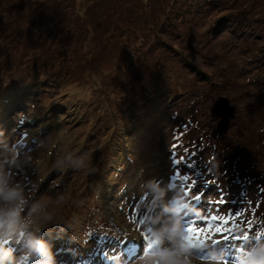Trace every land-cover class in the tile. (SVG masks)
I'll return each instance as SVG.
<instances>
[{
  "label": "rangeland",
  "instance_id": "rangeland-1",
  "mask_svg": "<svg viewBox=\"0 0 264 264\" xmlns=\"http://www.w3.org/2000/svg\"><path fill=\"white\" fill-rule=\"evenodd\" d=\"M49 1L0 0V178L22 193L25 233L6 245L13 264L46 259L21 250L29 233L48 246L51 264L80 247L74 264H89L108 231L127 239L118 258L140 264L174 247L154 233L190 204L207 210L216 199L211 218L264 209V189H253L264 185V0ZM41 24L54 35L32 30ZM220 96L235 108L225 133L211 114ZM177 168L195 181L191 192ZM192 216L176 218L189 227ZM182 229L186 244L201 239L195 251L220 247L201 260L187 244L190 264L236 257L213 230ZM131 239L142 257H130Z\"/></svg>",
  "mask_w": 264,
  "mask_h": 264
},
{
  "label": "clouds",
  "instance_id": "clouds-1",
  "mask_svg": "<svg viewBox=\"0 0 264 264\" xmlns=\"http://www.w3.org/2000/svg\"><path fill=\"white\" fill-rule=\"evenodd\" d=\"M23 203L22 193L16 187L10 186L7 179L0 178V264H13L12 251L6 245L10 243L13 235L23 237L25 235L21 222V204ZM36 211L35 208L32 209ZM170 212L177 209L170 208ZM183 231L180 221L173 222L170 226H166L154 235L157 239L166 236L169 240L174 241V247L171 249L159 250L155 253H149L142 257L143 264H153V261H159L165 264L162 258L168 257L179 261V264H190L188 258V246L182 240L180 233ZM27 247L37 256L46 257L41 264H51V254L48 246L39 238L33 237L30 233L27 238ZM238 264H264V246L254 247L247 251L238 261Z\"/></svg>",
  "mask_w": 264,
  "mask_h": 264
},
{
  "label": "trees",
  "instance_id": "trees-1",
  "mask_svg": "<svg viewBox=\"0 0 264 264\" xmlns=\"http://www.w3.org/2000/svg\"><path fill=\"white\" fill-rule=\"evenodd\" d=\"M54 0H50L49 2H53ZM2 24H3V22H2ZM56 25H58V24H55V27H56ZM1 29H2V25H0V31H1ZM42 29V30H41ZM32 30H36V31H38V30H41L42 32H46L47 34H49V35H54L53 33H51L50 31L52 30L51 29V26L49 25H46V24H44V27H43V24H41L40 26H38V29H32ZM66 31H68V29L66 30ZM38 35V34H37ZM27 38V37H26ZM45 40V39H44ZM46 41V40H45ZM39 43L38 42H36V45H38ZM37 53V52H36ZM37 55H39V54H37ZM68 57H70V55H68ZM254 84V83H253ZM259 88H260V90L261 91H259L258 92V94H263V92L262 91H264V87H262V86H259ZM40 133V132H39ZM223 152H228L229 151V147H223ZM228 155V154H227ZM225 158H223V159H221V160H217V162L219 163V162H221L222 160H225V161H233V160H235L236 158H234V155L233 156H230V158H229V156H224ZM132 157L130 156V155H128V154H124V159H122V160H124L125 162H127V161H131L132 159H131ZM113 169H114V171L115 172H117V173H119V172H125V170L126 169H124V170H122L121 169V164H116V165H114L113 166ZM239 185H242V187L241 188H239L240 189V191H242V194H245V192H248L249 190H247L248 188H245L244 187V183H240ZM263 186L264 185H262V184H260V186L258 185V187H257V185H256V188L253 186V189L257 192V188H261L262 187V190L264 189L263 188ZM237 191H239V190H237ZM256 192H255V194H256ZM219 202L220 201H218L217 203L219 204ZM247 209L244 211V212H242V213H245L244 215H245V218L244 219H241V221L239 222L243 227H264V209L262 208V206H261V204H259V203H254L253 205H252V207H250L249 205H247ZM260 240L262 241V240H264V237L263 236H261L260 235Z\"/></svg>",
  "mask_w": 264,
  "mask_h": 264
},
{
  "label": "water",
  "instance_id": "water-1",
  "mask_svg": "<svg viewBox=\"0 0 264 264\" xmlns=\"http://www.w3.org/2000/svg\"><path fill=\"white\" fill-rule=\"evenodd\" d=\"M234 106L229 105L228 99L220 96L213 103L211 108V114L218 118L216 127L217 129L225 133L230 126V121L234 117Z\"/></svg>",
  "mask_w": 264,
  "mask_h": 264
},
{
  "label": "snow or ice",
  "instance_id": "snow-or-ice-1",
  "mask_svg": "<svg viewBox=\"0 0 264 264\" xmlns=\"http://www.w3.org/2000/svg\"><path fill=\"white\" fill-rule=\"evenodd\" d=\"M174 163L177 164V165H180V164L185 163V161H184L183 159H181V158H176V159L174 160ZM174 177L176 178L177 181H181V182H183L184 186L186 185V187H185L186 190H187L188 192H191V190H192V188H193V186H194L195 181H194L190 176L185 175V174H182V173L180 172L179 168H177ZM194 199H195V200H199V199H201V195H199V194L195 195V196H194ZM221 202H222V201H221ZM211 219H212L213 221H216V220L219 219V220H221V221H224L225 223L228 222V218H226V217H216V216H215V217H212ZM187 231H188L189 233L194 232V231H200V232H211L212 229H207V230H205V229H199V230H196V229H193L191 226H189V227L187 228ZM216 231H217V232H221V231H224V229L217 228ZM190 239H191V238H190ZM195 240H196L197 242H199L201 239L196 238Z\"/></svg>",
  "mask_w": 264,
  "mask_h": 264
},
{
  "label": "bare ground",
  "instance_id": "bare-ground-1",
  "mask_svg": "<svg viewBox=\"0 0 264 264\" xmlns=\"http://www.w3.org/2000/svg\"><path fill=\"white\" fill-rule=\"evenodd\" d=\"M191 210H192V208H190V207H186V209L183 211V213H178V214H176V217H187V218H189L190 216H192L193 215V212H191ZM178 219H181V218H178ZM184 222V219H181V223H183ZM214 251V250H213Z\"/></svg>",
  "mask_w": 264,
  "mask_h": 264
}]
</instances>
